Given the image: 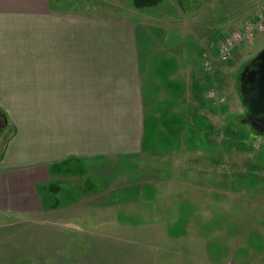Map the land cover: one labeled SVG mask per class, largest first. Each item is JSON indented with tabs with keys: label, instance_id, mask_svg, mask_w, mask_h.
Masks as SVG:
<instances>
[{
	"label": "crops",
	"instance_id": "crops-1",
	"mask_svg": "<svg viewBox=\"0 0 264 264\" xmlns=\"http://www.w3.org/2000/svg\"><path fill=\"white\" fill-rule=\"evenodd\" d=\"M182 1L0 0V264H264V148L229 146ZM146 154L175 176L141 167L135 195L79 180Z\"/></svg>",
	"mask_w": 264,
	"mask_h": 264
},
{
	"label": "rangeland",
	"instance_id": "rangeland-1",
	"mask_svg": "<svg viewBox=\"0 0 264 264\" xmlns=\"http://www.w3.org/2000/svg\"><path fill=\"white\" fill-rule=\"evenodd\" d=\"M182 4L186 6V9L183 12L185 13L186 19H189L190 27L187 28V36H182L181 46L185 52L186 59L194 60L200 56L199 62L201 65L203 55H206L207 61L211 65L206 73H208V75L217 74V82L211 87H208L209 90H207V95H209L212 101H216L217 103L220 100L221 104L228 100L226 104L227 108L230 110L227 117L228 125H226V122H222V129L226 126L223 130L230 132L232 135V143L228 145L247 154L254 152V159L261 161L260 155L261 150L264 148V133L255 132L253 130L252 126L248 122L246 114L242 111L243 107L241 106L239 109L238 104L239 102H243L241 81L242 74L247 67L251 66L252 61L257 57L259 52V49L255 50L256 47L253 44H257V37H264V34L258 35L252 44L244 43L239 46L228 62H222L219 59L218 45L220 40L225 35L243 28L244 23L253 18L256 9L264 5V0H183ZM202 70L205 71L204 69ZM150 93L151 91H146L147 97ZM211 93H214L215 96L212 97ZM235 110V114L230 115ZM0 114L4 115V117L6 115L5 112L2 111L1 107ZM235 125L236 127H234ZM10 132L11 128L10 125H8L5 136L0 140V153ZM259 140L261 141L260 147L254 149L253 144L255 145ZM157 157L158 155L156 156V154H146L139 161H113L109 164L107 163V165H104L103 167L97 163H89V166L92 167L89 169L94 170L93 175L91 171L85 173L83 170V175L78 176L80 177V179H78L81 182L83 181V183L88 180V183L91 182L92 184L99 186L101 183H106L103 188L118 189L119 186L121 187V189H118L119 191L135 195L138 194V189H140V187H135L133 185V182L135 181L134 175H136L137 180H141L142 182V180H144L141 179L142 169L139 168L145 167L148 172L151 159L154 161ZM219 158L220 157H216V160ZM156 162L157 160L154 161V163ZM77 167L78 166L76 164L73 171H76ZM99 167L104 169L102 171H98L100 170ZM159 167L160 168H156V171L150 170L149 173H158L159 171V175L162 176L165 171V173H168L167 176L171 174L172 177L176 174L174 173L176 171L165 168L162 164ZM260 170L263 173H261L259 179L262 183H264V167L261 166ZM68 171L72 170L70 169ZM82 173L79 172V174ZM243 179H246L242 180L243 183H249L252 179L256 180L257 176L254 178L250 175ZM243 183H239L238 188H242V186H244L242 185ZM78 184L79 181L76 180L71 183L66 182L64 188L70 189L73 187L75 189L74 186H77ZM87 185L88 184H84L83 188L87 189V187H89ZM141 188L145 191L155 190V188H151L148 185H143ZM252 244L255 246L253 249V251H255V255H259V258L262 256L264 259V240L259 235H254L251 236V241L249 242V245Z\"/></svg>",
	"mask_w": 264,
	"mask_h": 264
},
{
	"label": "water",
	"instance_id": "water-1",
	"mask_svg": "<svg viewBox=\"0 0 264 264\" xmlns=\"http://www.w3.org/2000/svg\"><path fill=\"white\" fill-rule=\"evenodd\" d=\"M242 107L247 118L252 121L250 125L264 133L252 119L260 118L264 121V48L257 54L251 66L242 74ZM243 84L249 85L246 94L243 93ZM249 120V121H250Z\"/></svg>",
	"mask_w": 264,
	"mask_h": 264
},
{
	"label": "built area",
	"instance_id": "built-area-1",
	"mask_svg": "<svg viewBox=\"0 0 264 264\" xmlns=\"http://www.w3.org/2000/svg\"><path fill=\"white\" fill-rule=\"evenodd\" d=\"M264 34V5L256 9L253 18L244 23L243 28L240 30L230 32L225 35L219 42L218 45V54L219 59L222 62H228L236 49L242 44H252L254 43L258 35ZM210 63L207 61V56L203 55L202 67L205 71H208L210 68ZM211 96H215L214 93H211ZM222 102V101H221ZM219 104L220 100L218 101ZM261 141L259 140L256 143V147L259 148ZM233 264V263H231Z\"/></svg>",
	"mask_w": 264,
	"mask_h": 264
},
{
	"label": "trees",
	"instance_id": "trees-1",
	"mask_svg": "<svg viewBox=\"0 0 264 264\" xmlns=\"http://www.w3.org/2000/svg\"><path fill=\"white\" fill-rule=\"evenodd\" d=\"M164 0H133V5L136 10H146L152 9L159 6L163 3ZM248 87V88H247ZM249 90V86L247 84H243V93L246 94ZM248 119V122L252 123V121ZM254 123H256L261 130H264V121L260 118L252 119ZM255 132H260L259 130L252 127Z\"/></svg>",
	"mask_w": 264,
	"mask_h": 264
},
{
	"label": "flooded vegetation",
	"instance_id": "flooded-vegetation-1",
	"mask_svg": "<svg viewBox=\"0 0 264 264\" xmlns=\"http://www.w3.org/2000/svg\"><path fill=\"white\" fill-rule=\"evenodd\" d=\"M6 123H7V121H6L5 117L0 114V140L5 136V133H6Z\"/></svg>",
	"mask_w": 264,
	"mask_h": 264
}]
</instances>
